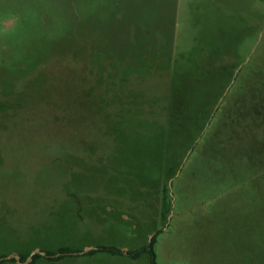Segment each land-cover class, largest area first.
Instances as JSON below:
<instances>
[{"label":"rangeland","instance_id":"rangeland-1","mask_svg":"<svg viewBox=\"0 0 264 264\" xmlns=\"http://www.w3.org/2000/svg\"><path fill=\"white\" fill-rule=\"evenodd\" d=\"M261 76L264 0H0V256L264 264V176L206 151Z\"/></svg>","mask_w":264,"mask_h":264},{"label":"trees","instance_id":"trees-1","mask_svg":"<svg viewBox=\"0 0 264 264\" xmlns=\"http://www.w3.org/2000/svg\"><path fill=\"white\" fill-rule=\"evenodd\" d=\"M228 99L231 101L223 107L224 110L220 116L221 122L218 123V128L225 125V131L221 133L215 131L214 139L207 142L206 151H209L218 164L222 162L229 166H247L250 170L243 179H256L264 176V76L255 78L246 85L238 82ZM245 104L247 108L244 107ZM228 142L231 143L232 151L226 150ZM154 239L155 235L151 237L148 247L128 250L127 254L135 258L143 251H147L150 255V264H157L153 251ZM97 250L112 254L123 253L121 249L107 245L93 248L89 253ZM44 251L46 252L44 256L48 259H60L67 254H73L70 253L72 250L67 246H60L56 251ZM56 252H60V254L54 255ZM29 253L19 254L20 260H24ZM42 256L40 253H35L28 264H35L36 259ZM9 260L16 261L15 258Z\"/></svg>","mask_w":264,"mask_h":264},{"label":"water","instance_id":"water-1","mask_svg":"<svg viewBox=\"0 0 264 264\" xmlns=\"http://www.w3.org/2000/svg\"><path fill=\"white\" fill-rule=\"evenodd\" d=\"M93 248H96V247H87L84 251H87V250H89V249H93ZM35 253H40V254H42V255H45V254H46V252H45L44 250L35 249V250L31 251V252L28 254V256H27L24 260H20V255L17 254V253H13V254H9V255L0 256V260H2V259H9V258H15L19 263H21V264H27V263L30 262V260L32 259V256H33ZM70 253H74V254H76V253H80V251H77V252H75V251H71ZM59 254H60V252H56V253H54V255H59Z\"/></svg>","mask_w":264,"mask_h":264}]
</instances>
